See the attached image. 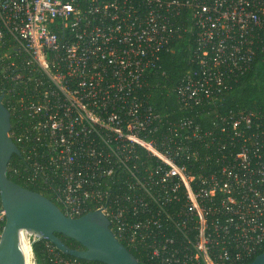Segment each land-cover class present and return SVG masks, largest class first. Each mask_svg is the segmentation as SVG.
<instances>
[{
  "label": "built area",
  "instance_id": "built-area-1",
  "mask_svg": "<svg viewBox=\"0 0 264 264\" xmlns=\"http://www.w3.org/2000/svg\"><path fill=\"white\" fill-rule=\"evenodd\" d=\"M192 25L194 65L174 88L185 108L264 60V0H0L9 135L27 183L67 216L101 211L153 264H246L264 250V107L207 112L204 129L148 102L163 53ZM45 248L50 264H105Z\"/></svg>",
  "mask_w": 264,
  "mask_h": 264
},
{
  "label": "water",
  "instance_id": "water-1",
  "mask_svg": "<svg viewBox=\"0 0 264 264\" xmlns=\"http://www.w3.org/2000/svg\"><path fill=\"white\" fill-rule=\"evenodd\" d=\"M11 128V113L0 92V197L6 212L0 238V264H29L18 234L21 229L50 241L62 253L82 260L143 264L115 236L109 219L101 211H91L76 218L67 216L46 195L10 179V161L14 154L21 155L9 135ZM58 234L76 240L83 248L70 247ZM246 264H264V252Z\"/></svg>",
  "mask_w": 264,
  "mask_h": 264
},
{
  "label": "trees",
  "instance_id": "trees-1",
  "mask_svg": "<svg viewBox=\"0 0 264 264\" xmlns=\"http://www.w3.org/2000/svg\"><path fill=\"white\" fill-rule=\"evenodd\" d=\"M196 28L192 25V32L181 29L175 39L162 55L161 68L150 76V86L147 89L149 94L148 102L158 111L165 114L169 121H179L186 117H194L200 122L204 129L210 127V121L206 113H226L239 109H259L264 107V60H257L253 68L233 83V87L213 104L204 103L199 106L183 107L174 91V88L182 82L185 74L193 67L191 54L193 55L194 38ZM193 147L200 151V154H212L213 149L205 147L203 143L195 142ZM192 148V143H191ZM8 176L16 183L40 192L58 203L51 193L29 184L25 181V164L21 156L13 155L8 169ZM1 233V230H0ZM67 245L72 248H83L76 240L58 234ZM33 252L37 264H50L45 240L37 239L32 243ZM130 251L143 264H153L146 260L135 250ZM264 250L262 251V253ZM252 258L250 261H252Z\"/></svg>",
  "mask_w": 264,
  "mask_h": 264
},
{
  "label": "bare ground",
  "instance_id": "bare-ground-1",
  "mask_svg": "<svg viewBox=\"0 0 264 264\" xmlns=\"http://www.w3.org/2000/svg\"><path fill=\"white\" fill-rule=\"evenodd\" d=\"M19 238H20V242L22 244V247L24 249V253L26 255V258L28 260L29 264H34V255H33V251H32V246L28 237V234H30L29 232L27 233V230L25 229H21L19 231Z\"/></svg>",
  "mask_w": 264,
  "mask_h": 264
},
{
  "label": "rangeland",
  "instance_id": "rangeland-1",
  "mask_svg": "<svg viewBox=\"0 0 264 264\" xmlns=\"http://www.w3.org/2000/svg\"><path fill=\"white\" fill-rule=\"evenodd\" d=\"M35 257V256H34Z\"/></svg>",
  "mask_w": 264,
  "mask_h": 264
}]
</instances>
